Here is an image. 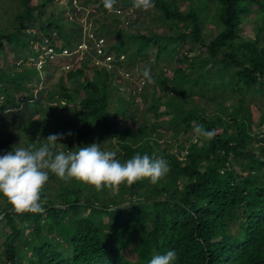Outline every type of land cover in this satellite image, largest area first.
I'll use <instances>...</instances> for the list:
<instances>
[{
	"label": "trees",
	"instance_id": "1",
	"mask_svg": "<svg viewBox=\"0 0 264 264\" xmlns=\"http://www.w3.org/2000/svg\"><path fill=\"white\" fill-rule=\"evenodd\" d=\"M57 1L0 0V57L15 61L0 67V155L62 134L54 153L105 142L122 163L148 154L170 170L115 192L49 173L43 214L0 195V264H149L169 250L175 264H264V0H117L119 15L67 0L73 16ZM87 13L109 67L94 39L61 53Z\"/></svg>",
	"mask_w": 264,
	"mask_h": 264
},
{
	"label": "clouds",
	"instance_id": "2",
	"mask_svg": "<svg viewBox=\"0 0 264 264\" xmlns=\"http://www.w3.org/2000/svg\"><path fill=\"white\" fill-rule=\"evenodd\" d=\"M116 3L117 0H103L109 13L119 15ZM132 6L148 11L155 4L154 0H133ZM143 76L151 82L150 69L145 68ZM193 124L198 137L211 140L216 136L215 130H206L203 125L197 126L195 121ZM62 138V134H51L38 149L18 145L12 151L0 155V195L7 199L17 214L44 213L45 201L42 194L49 181V173L55 174L65 183L75 180L94 186L97 191L108 189L115 192L122 185L131 187L145 179L156 184L170 170L163 157H150L148 154H136L122 163L117 159L116 152L102 150L96 143L72 151L54 153L52 148ZM0 219H3L2 215ZM176 260V251L169 250L165 254L154 255L149 264H175Z\"/></svg>",
	"mask_w": 264,
	"mask_h": 264
},
{
	"label": "built area",
	"instance_id": "3",
	"mask_svg": "<svg viewBox=\"0 0 264 264\" xmlns=\"http://www.w3.org/2000/svg\"><path fill=\"white\" fill-rule=\"evenodd\" d=\"M73 4L76 6L75 11H80L79 7L82 9V6H80V4L77 3L75 0H73ZM120 12H121V10H120ZM81 21L84 24V31H83L82 41L77 45L76 48H74V49H67V48L62 49L61 53L62 54H66V55H71L73 53L82 54L83 51L88 49L87 39H94L93 41H94V47L96 49V54L100 55L99 56L100 59H96L95 63L96 64H108V66H109V63L113 59V57L110 54L104 53V50H103L104 38L103 37H99V38L94 37V34L91 31V29L90 28L89 29L86 28L85 16H83L81 18ZM41 48L44 49V53L48 54L50 57H52L55 54L54 50H53V47H51L49 44H43L41 46ZM33 63L38 68H41L42 63H43V59L42 60L39 59L37 61H34ZM65 68H68V66H65Z\"/></svg>",
	"mask_w": 264,
	"mask_h": 264
},
{
	"label": "rangeland",
	"instance_id": "4",
	"mask_svg": "<svg viewBox=\"0 0 264 264\" xmlns=\"http://www.w3.org/2000/svg\"><path fill=\"white\" fill-rule=\"evenodd\" d=\"M37 1H39V0H32V2H34V3H36ZM102 1V0H101ZM58 2V4L59 5H64V6H66L65 4H67V0H58L57 1ZM88 4H89V6L90 7H96V5L98 4V1L97 0H91L90 2H88ZM67 6H68V4H67ZM11 8H13V7H11ZM79 10L81 11V13L83 14V12L85 11V9H81L80 7H79ZM91 13H94V12H91ZM67 14H72V12H71V7H67ZM97 15V14H96ZM96 15L94 16V18L96 17ZM72 16H73V14H72ZM5 17H6V15H5ZM252 18H253V16L252 15H250V16H248V18L243 22V24H242V28H241V30H240V33L242 34V36H252L253 35V30H252V28H253V24H252ZM85 21H86V28L87 29H91V26L93 25V22H94V20H93V17H90L89 16V13H87L86 15H85ZM146 21H147V19H145V21H144V23H146ZM19 61V60H18ZM15 61H14V58H13V56L11 55L10 57H8L6 60L5 59H3L2 57H0V67H6V66H8L9 64H12V63H14ZM56 75H58V72H55V76ZM124 77H127L126 75H124ZM125 80V79H124ZM48 82H51V81H48ZM48 82H47V84L45 85V87H46V90L51 86V85H49L48 84ZM53 82V81H52ZM68 84H70L69 82H68ZM255 99L256 98H253V100L255 101ZM261 103L262 104H264V100H262L261 101ZM143 107H144V104L142 105ZM141 107V106H140ZM142 107V108H143ZM141 109V108H140ZM139 115H141V112L139 111L138 112V116ZM255 119L257 120V116L255 117ZM172 133V131L171 130H166V131H164V136L167 138V137H169L170 136V134ZM103 145V144H102ZM104 150H106V151H109V150H114L115 151V148L114 147H111V148H109L108 146H107V143H105L104 142ZM1 223V222H0Z\"/></svg>",
	"mask_w": 264,
	"mask_h": 264
},
{
	"label": "bare ground",
	"instance_id": "5",
	"mask_svg": "<svg viewBox=\"0 0 264 264\" xmlns=\"http://www.w3.org/2000/svg\"><path fill=\"white\" fill-rule=\"evenodd\" d=\"M57 57V56H56Z\"/></svg>",
	"mask_w": 264,
	"mask_h": 264
}]
</instances>
